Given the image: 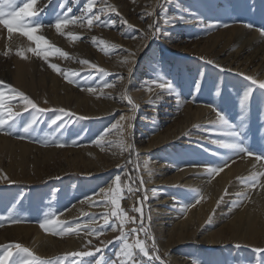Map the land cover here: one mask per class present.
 Masks as SVG:
<instances>
[{"label": "rangeland", "instance_id": "374dc122", "mask_svg": "<svg viewBox=\"0 0 264 264\" xmlns=\"http://www.w3.org/2000/svg\"><path fill=\"white\" fill-rule=\"evenodd\" d=\"M153 1L96 0V10L104 8L101 19L108 26L89 29L86 23L69 24L62 32L81 37L71 41L57 33L55 20L67 8H72L69 17L80 16L86 0H37L34 7L40 10L44 27L36 34L68 53V58L55 55L46 61L27 51L36 47L33 42L19 34L9 40L0 25V81L25 93L40 108L50 109L38 114V123L27 139L0 134V217L14 215L22 221H0L4 224L0 246L19 243L41 260L52 261L66 253L99 248L96 257L84 258L86 264L100 255L105 264H119L115 255L121 244L116 239L119 231L88 234L90 228L100 230L101 216L110 214V189L119 175L124 188L121 207L137 220L126 224L125 231L139 229L140 213L133 209L141 207L143 201L144 228L155 237L158 252L151 248L152 240L144 232L139 238L147 241L154 257L159 256L151 264H264V254L253 251L264 248V188L258 185L253 189L244 183L264 173V160L237 154L212 140L230 139L213 120L220 110L238 126L243 118L239 130L245 145L264 155V90L246 79L264 80V35L260 31L264 29V0H202V5L192 6H183L179 0H159L152 12ZM183 9L198 14L189 27L176 21ZM165 16L174 18L172 23L165 24ZM150 24L161 29L155 38ZM8 49L11 51L5 56ZM17 50L24 51L26 58L17 56ZM81 60L103 71L83 65ZM50 63L75 83H68L63 74L49 67ZM20 64L27 68L26 82L15 78ZM72 73L79 75L73 77ZM106 83L113 87L105 88ZM159 84L165 87L157 104L160 97L155 98L154 92L159 94ZM148 86H152L151 91ZM89 87L96 92L89 93ZM249 89L252 96L242 111L237 102ZM11 106L21 113L16 126L24 135L22 126L37 114L31 109L24 111L17 101ZM61 108L73 113L58 122L63 123L62 128L51 124ZM155 118L158 123L154 126ZM182 124L187 125L185 130L175 136ZM106 130L110 131L98 146L94 141ZM158 131H167L171 137L157 144L162 135ZM197 132L204 135L199 138ZM121 141L132 147L122 150ZM56 143L66 146L57 147ZM164 158L169 165L165 178L156 170L165 165ZM178 158L188 163V170L186 176L176 178L180 168L170 162ZM196 161L201 162L200 168ZM225 164L224 171L229 173L221 186L222 172L213 177L207 167ZM258 179L264 184V177ZM196 180L203 183L198 188L192 183ZM231 181L235 187L226 192ZM199 196L203 199L196 203ZM9 208H13L11 214ZM53 213L69 226L79 223L82 230L63 236L46 233L40 222ZM93 218L96 223H88ZM177 227L182 230L180 240L175 234ZM170 229L175 230L172 242L163 247ZM70 244L74 245L69 248Z\"/></svg>", "mask_w": 264, "mask_h": 264}, {"label": "snow or ice", "instance_id": "6c2138e0", "mask_svg": "<svg viewBox=\"0 0 264 264\" xmlns=\"http://www.w3.org/2000/svg\"><path fill=\"white\" fill-rule=\"evenodd\" d=\"M37 4V0H0V25L7 31L8 39L11 40L14 34H19L23 37H26L29 41L33 42L36 47L28 48L27 51L33 53L34 55L41 56L43 59L47 61L49 56L59 55L61 57L68 58V53L64 52L59 47L52 45L48 39L42 35L36 34L38 30L44 27L42 21L39 20L40 10L36 9L34 6ZM109 11H115L113 7L110 5H105ZM72 12V8H67L66 12L63 13L62 16L58 17L55 20L54 27L58 34L65 35L71 41L80 40L81 37L79 35L73 33H64L62 32V28L67 27L69 24H85L89 29L95 26H108L102 21L101 16L104 12V8L96 10V0H86L84 4L82 13L80 16H71L69 17L68 13ZM174 18L164 17V23H172ZM113 23L114 22H110ZM127 24V21H124ZM155 23V22H154ZM227 27V25H224ZM251 27V25H248ZM149 29H154L153 38H155V34L159 33L161 29L159 27H154V24H150ZM261 34L264 35V29H261ZM95 43V38H93ZM101 44H106V42L101 41ZM103 50V49H102ZM11 49H8L4 52V55L7 56ZM16 55L23 58H26L25 52L21 50L16 51ZM134 56L135 53H132ZM81 64L89 65L93 69H97L98 71H103V69H99L97 65L91 64L88 60H81ZM127 63V61H125ZM211 63V61H209ZM49 67L60 74L64 75L65 80L68 83H75L74 79L69 77V74L63 73V70L60 69L56 64H49ZM131 71V69L129 70ZM73 77L78 76L79 73H72ZM246 79L250 80L253 85H256L259 89L264 90V80H257L254 77H246ZM152 83L154 85L158 84V81L153 80ZM159 87H165L164 84H159ZM105 88L113 87L112 84H104ZM89 93H95L96 89L89 87L87 89ZM151 91V89H149ZM252 96L251 89L246 90L241 99L240 105L242 111L246 108V106L250 102V98ZM125 99H127L128 104L132 105L133 101L131 97L127 96L125 93ZM12 101H17L19 104L23 105V110L28 111L29 109L33 110L37 115H33L32 119L25 123L22 126V132L24 135H20L17 131L16 126V118L21 115L20 112L13 111L11 106ZM47 103V101H45ZM50 109L40 108L30 97H28L25 93L18 91L15 88H12L10 85H6L4 81H0V134L4 135H16L18 139H27V134L30 130H33L34 125L38 123V114L48 112ZM59 114L51 120L52 125H57L62 128L63 123L58 124L59 121H63L65 116H71L73 113L61 108L58 110ZM217 115V124L223 129V135L229 137L228 140H217L214 143H217L220 147L229 149L234 151L237 154H244L249 157L255 156L256 160H264V155H260L254 153L250 148H248L243 141V134L239 130L240 127L243 126V118H241V125H236L230 122L228 117L220 110H216ZM87 117H79V119H86ZM124 117L121 116V120ZM113 128H117V125H113ZM108 131L102 134L100 137L94 141L98 146L101 145L104 135L108 134ZM74 143V142H73ZM47 146V145H45ZM57 147L66 146L63 143H56ZM120 147L122 150L126 148H131V145L125 146L123 141H121ZM131 163V160H129ZM227 165L216 166V167H207V171L210 175L218 176L221 172L224 171ZM258 177H264V173H259L258 176H254L249 183L247 180L244 181L248 185V187L255 189L258 185L264 188V184L260 183ZM4 179H7L5 176ZM121 177L118 175L115 177V185L110 189V200L108 203L111 205V212L105 213L101 216L103 219V225L100 230L95 228H90L88 234H95L96 236L102 235L104 230L110 229L113 232L119 231L120 235L116 238L121 241L119 250L115 253L117 259L119 260V264H143L145 260L148 261V264H151V261L155 259H159V256L155 257L149 251V245L145 239L139 238L140 232H144L145 236H148L149 239L152 240L151 248L158 252L157 246L155 244V237L150 236L147 229L144 228L143 224V211L142 204L143 201H140L141 207H134V211L140 213V227L139 229L133 227L129 231H125V225L132 223L135 224L137 222L136 217H130L127 212H125L121 207V200L123 199L124 188L121 186ZM11 183V181H10ZM140 183L143 184V178L141 177ZM139 189H137L138 191ZM128 191L131 192L132 188L128 187ZM144 199H147L145 197ZM200 199H203L202 196H199L196 199V203L200 202ZM101 204L104 202L101 201ZM15 206H13L14 208ZM13 208H9L8 212L11 214L13 212ZM7 220L10 224H18L22 221L16 218L14 215H9L6 217H0V221ZM88 223L95 224L96 219H91ZM4 224L0 223V227H3ZM40 227L46 233L54 235V236H63L66 233H79L81 231V225L77 223L74 227L69 226L65 222L61 221L57 214L53 213L48 218H45L42 222H40ZM87 227V224L84 225ZM131 238V242L130 239ZM90 243V242H89ZM239 247V245H236ZM256 253L264 254V248H255L253 249ZM101 249L97 248L95 251H77L66 253L63 257L56 258L55 261L52 260H41L38 256H36L30 249L24 247L19 243H9L8 245L0 246V264H86L84 258L85 257H96L97 253H100ZM71 258V259H70ZM92 264H105V260L103 255L98 256L92 261ZM193 264H197V262H193Z\"/></svg>", "mask_w": 264, "mask_h": 264}, {"label": "bare ground", "instance_id": "6f19581e", "mask_svg": "<svg viewBox=\"0 0 264 264\" xmlns=\"http://www.w3.org/2000/svg\"><path fill=\"white\" fill-rule=\"evenodd\" d=\"M180 2H182L183 3V6H187V5H191L192 6V4H198V5H202V0H179ZM158 2H159V0H154L153 2H152V7H151V11L153 12L154 10H155V7L157 6V4H158ZM179 11V10H178ZM192 12H194L192 9L191 10H189V11H185L184 9L183 10H180L179 11V15L176 17L177 18V22L178 23H180V24H184V26L185 27H189L190 25H191V22H192V19H194L197 15H195L194 13H192ZM185 22V23H184ZM148 61H150V59L148 60ZM26 71H27V68H26V66L24 65V64H20V65H18L17 66V70H16V72H15V78H16V80L17 81H19V82H26V79H25V73H26ZM151 87L152 86H148L147 87V89H151ZM152 90V89H151ZM156 91H159V94H157L156 92H154V95H157V96H155V98H159L158 100L156 99V103L158 104L159 102H160V100H161V93H162V88L160 87V88H157L156 89ZM159 95V96H158ZM238 104H237V107L238 108H240L241 107V105H240V100H238V102H237ZM155 111V110H154ZM213 120L214 121H217V115L213 118ZM155 122H154V126L158 123V119L157 118H155V120H154ZM186 125V124H185ZM185 125H180L179 127H178V130H176V134H175V136H177L178 134H182L183 133V131L185 130L184 129V126ZM187 126V125H186ZM152 127H153V125H152ZM217 128V127H216ZM213 129H215V128H213ZM218 129V128H217ZM185 133V132H184ZM157 134H162V135H159V138H161L160 140H159V142L157 143V144H159V143H164L165 141H167L170 137H171V133L169 134L170 136H168V132L167 131H158V133ZM197 135H199L200 137L199 138H201V136H203L204 135V133H198L197 132V134H196V136ZM206 135V134H205ZM173 137V136H172ZM205 137V136H204ZM207 138V137H206ZM208 140V139H207ZM206 140V141H207ZM212 140L213 141H217V140H221L220 138H218V137H213L212 138ZM208 142V141H207ZM184 144V143H183ZM213 148V147H212ZM211 149V148H210ZM209 148L207 149V150H210ZM170 153V151L168 150V151H165V153H164V155H165V157L166 156H168V154ZM181 158V157H180ZM161 160H159L158 162H160ZM163 161H165V165H159V168L158 169H156L158 172H159V174H160V176H162L163 178H165L166 177V175H167V173L169 172V170L167 169V167L169 166V165H167L168 164V161H166V158H164L163 159ZM197 162V161H196ZM153 163H157V161H154ZM170 163H172L173 165H175L176 166V168H180V169H176V172H175V177L176 178H179V177H181L182 175L183 176H186V174H185V172L188 170V169H186V166H188V163H186V161L184 162V161H181L179 158L177 159V160H175V161H173V162H170ZM193 164H195L194 162H192ZM158 164V163H157ZM190 164V163H189ZM201 162L200 163H196L195 165L197 166V168H200L201 167ZM157 166V165H156ZM185 166V167H184ZM259 167L260 166H262L261 164L260 165H258ZM225 169H227V168H225ZM227 173H229V172H227V171H223L222 173H221V175L219 176L220 177V182H221V186L223 185V183L225 182V180L227 179ZM200 179H201V176L199 177ZM198 178V179H199ZM216 178H218V177H216ZM149 180V182H150V184H152V180L153 179H148ZM216 180H218V179H216ZM199 181V180H198ZM197 180L195 181V182H192L193 183V185H194V187L195 188H198L200 185H202L203 183H201V182H198ZM215 182V181H214ZM220 182H219V184H220ZM195 183V184H194ZM213 183V182H212ZM217 183V182H216ZM211 184V183H210ZM229 185L227 186L226 185V192L230 189V188H234L235 186H234V184H235V182L234 181H231V183H228ZM241 188V187H240ZM252 199V198H251ZM178 203V202H177ZM251 203V202H250ZM182 204V203H181ZM183 205V204H182ZM171 211H173V210H171ZM170 211V212H171ZM255 212V211H254ZM172 214H173V212H171ZM158 218V217H157ZM174 218V217H173ZM157 220H159V219H157ZM174 220V219H173ZM156 226H157V228L158 227H160L161 228V224L159 223L158 224V222H157V224H156ZM182 230H181V228H179V227H177V229H176V232H175V230H173V229H170V230H167L166 231V233H165V237L163 238V241H164V243H163V247H169L170 246V244H171V242H172V240L170 239V237H172V236H174V234L172 235V233H174L175 232V234H176V236H177V239H182L180 236H181V234H182V232H181ZM179 239V240H180ZM179 240H177V241H179ZM211 242V241H210ZM223 242V241H222ZM217 243H219V242H217ZM74 244H70L69 245V248L70 247H72ZM172 257L175 259L176 257H175V254H173L172 255Z\"/></svg>", "mask_w": 264, "mask_h": 264}]
</instances>
